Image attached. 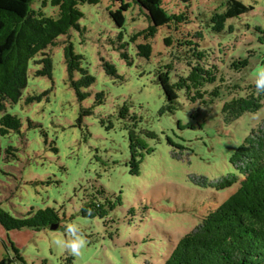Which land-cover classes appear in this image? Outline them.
<instances>
[{
	"label": "rangeland",
	"instance_id": "1",
	"mask_svg": "<svg viewBox=\"0 0 264 264\" xmlns=\"http://www.w3.org/2000/svg\"><path fill=\"white\" fill-rule=\"evenodd\" d=\"M242 1L253 9L228 19L225 24H231L233 30L215 33L213 39V45L225 48L221 50L226 58L247 60L240 70H230L232 80L240 84L254 82L256 70L264 66V0ZM221 2L191 0L190 26L206 30L210 12L220 9ZM160 4L170 13L186 11L178 0H162ZM115 7L112 0L82 4L84 16L79 22L85 30L72 29L69 33L74 51L83 55V64L95 77L86 89V99L78 101L68 84L60 43L50 50L51 77L36 75L39 66L31 62L22 97L6 107L7 112L18 116L22 126L19 133L0 135L2 207L15 216L31 208L53 207L60 216V227L5 230L0 225V261L6 258L1 264H162L166 237L189 231L209 199L206 192L210 190L197 185L194 176L214 180L234 172L229 154L264 118L262 104L253 113L225 124L220 120L222 100L194 112L182 97L173 114L160 113L165 97L156 82V69L170 62V48L163 42L167 27L161 26L151 39L148 59L137 56L135 44L129 42L128 64L114 49L122 30L110 18L109 12ZM43 10L56 12L49 4ZM147 24L146 15L131 3L121 41L128 42L131 34ZM102 60L115 64L118 78L104 72ZM78 77L76 73L74 78ZM100 91L103 102L95 104ZM32 95L38 98L26 102L25 98ZM123 103L140 118L135 144H131L130 130L125 126L130 121L117 117ZM82 107H92L93 113L83 117L79 125L76 119ZM9 145L16 148V157L5 158ZM136 169L138 172H133ZM101 187L108 195L122 197V203L109 214L114 222L106 226L97 216L80 214L82 198ZM234 189L219 195L225 199ZM129 206L135 208L131 216ZM67 223L78 224L87 240L77 256L55 243L66 238ZM12 242L23 262L14 259Z\"/></svg>",
	"mask_w": 264,
	"mask_h": 264
},
{
	"label": "trees",
	"instance_id": "2",
	"mask_svg": "<svg viewBox=\"0 0 264 264\" xmlns=\"http://www.w3.org/2000/svg\"><path fill=\"white\" fill-rule=\"evenodd\" d=\"M35 1L0 0L1 136L11 131L19 133L21 121L17 115L7 112L6 107L22 97L31 62L39 66L35 70L36 75L51 77L52 47L63 44L68 84L75 91L78 101L89 96L86 89L95 82V77L83 64V55L74 51L69 33L72 29L85 30L79 22L84 16L81 5L96 4L100 0H41L39 6L35 5ZM178 1L185 4L186 11L170 13L161 6L162 0H112L116 7L109 12L110 18L122 29L117 34L114 49L130 64L127 46L133 42L136 55L148 59L152 51L151 39L161 26H166L163 42L170 48L171 58L169 63L156 69V82L165 97L160 113L173 114L181 105V97L192 105L194 112L222 100L220 120L225 124L234 122L244 113L256 111L264 104V94H255L254 82L240 84L230 77V70H240L247 60L226 58L221 50L225 48L213 45L215 33L233 30L231 24H225L228 19L251 11L253 7L242 0H222L220 9L210 12L207 28L202 30L195 25L190 26L193 22L188 13L191 0ZM131 3L146 15L148 24L131 34L128 42H122L126 12ZM47 4L56 8V12L47 14L43 10ZM63 35L65 38L59 39ZM115 67L112 61L102 60L104 72L118 78ZM76 73L79 77L75 79ZM33 98L38 97L28 96L25 101L30 102ZM103 99L104 93L100 91L96 93L94 102L101 104ZM92 113V107H82L77 124L80 125L83 117ZM117 117L130 121L125 126L130 130L133 142L140 118L129 112L126 103L119 107ZM141 147L144 148V145L141 144ZM15 150L13 146H7L5 158L8 155L16 157ZM228 160L233 166L232 173L214 180L204 175L194 176L197 185L210 190L206 192L209 199L202 204L203 211L189 231L176 237H166L167 253L162 264H264V118L251 127L249 134L229 154ZM232 187L234 191L222 199L219 192ZM121 198L114 193L108 195L101 187L82 198L80 214L83 217L97 216L106 226L114 222L109 214L116 204L122 203ZM127 213L130 216L135 214V208L129 206ZM54 224L60 227V216L53 207L46 206L36 211L31 208L25 214L15 216L2 207L0 200V225L5 230H39L51 228ZM11 249L14 259L23 262L24 258L13 242ZM4 260L6 258L0 264ZM144 264L158 263L145 261Z\"/></svg>",
	"mask_w": 264,
	"mask_h": 264
},
{
	"label": "clouds",
	"instance_id": "3",
	"mask_svg": "<svg viewBox=\"0 0 264 264\" xmlns=\"http://www.w3.org/2000/svg\"><path fill=\"white\" fill-rule=\"evenodd\" d=\"M254 89L257 96L264 94V66L256 70L254 77ZM91 210H89L90 212ZM66 238L55 241L70 255L77 256L86 245L87 240L76 223H67L64 228Z\"/></svg>",
	"mask_w": 264,
	"mask_h": 264
},
{
	"label": "water",
	"instance_id": "4",
	"mask_svg": "<svg viewBox=\"0 0 264 264\" xmlns=\"http://www.w3.org/2000/svg\"><path fill=\"white\" fill-rule=\"evenodd\" d=\"M57 228V224L51 226V229Z\"/></svg>",
	"mask_w": 264,
	"mask_h": 264
}]
</instances>
